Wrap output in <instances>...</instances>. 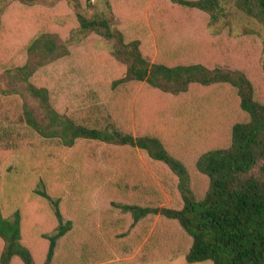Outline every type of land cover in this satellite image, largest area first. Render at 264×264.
<instances>
[{
	"label": "trees",
	"instance_id": "obj_1",
	"mask_svg": "<svg viewBox=\"0 0 264 264\" xmlns=\"http://www.w3.org/2000/svg\"><path fill=\"white\" fill-rule=\"evenodd\" d=\"M12 1L9 17L33 35L21 64L0 49L11 80L0 86V155L25 162L13 186L0 170V264H103L138 249L130 264H264V69L218 57L223 47L210 40L205 53L177 45L204 25L200 16L218 25L222 0H161L147 12L151 0H105L102 13L93 0ZM235 5L264 25V0ZM91 36L113 44L107 60L122 74L108 106L69 114L33 78ZM75 180L98 189L105 207L79 220L64 200ZM38 199L44 228L33 223Z\"/></svg>",
	"mask_w": 264,
	"mask_h": 264
},
{
	"label": "rangeland",
	"instance_id": "obj_2",
	"mask_svg": "<svg viewBox=\"0 0 264 264\" xmlns=\"http://www.w3.org/2000/svg\"><path fill=\"white\" fill-rule=\"evenodd\" d=\"M161 0H151L146 8V12L155 2ZM236 0H222L224 6V16L216 26L208 25L207 16L201 17L204 20V25L200 26L201 22L193 27L187 28L183 34L177 37V45L180 47H188V45L199 44L203 53L207 52L208 46H204V40H210L214 44H219L223 47L221 52L217 53L218 57L238 58L237 63L247 67L250 71L261 72L264 69V25L259 23L254 18L246 16L239 11L235 5ZM6 0L0 1V7L5 5ZM96 3L97 12H107L105 0H93ZM19 3L9 1L6 4V16L11 26L8 35L2 39L0 49L5 57L12 58L17 64L25 61V47L33 35V31L28 28H21L18 24L9 17L8 11L12 7L18 6ZM200 26V27H199ZM62 36L66 38L67 32L63 31ZM161 47L154 39V54H160ZM113 44L93 36L87 38L80 44L71 47V54L65 58L57 60L40 70L33 78V81L46 85L54 99L55 104L66 113H77L84 109H89L88 106L106 107L112 95V81L122 74L119 63L112 64L108 58L112 56ZM202 53V52H201ZM214 53V52H213ZM227 63H230L227 61ZM123 70V68H122ZM11 80L8 75L0 68V86L3 88L9 87ZM144 84L136 86L133 93L132 104L140 97ZM0 154H2L0 152ZM22 157L9 155L7 159H3L0 155V170L3 172L4 182L12 185L16 182V175L19 177L24 175L25 162ZM92 166V165H89ZM11 171V173H9ZM11 174V175H10ZM84 176L89 178V175L79 174L78 177ZM71 183L70 186L64 188V200L68 203L71 200L73 203V212H76L78 219H82L78 213L83 214L89 211H96V208L102 207L101 193L98 189H87L88 181L81 180ZM9 189H14L8 187ZM87 189V190H86ZM74 191V195L72 194ZM73 197H78L79 202L75 204ZM85 197V198H84ZM84 198V199H83ZM100 198V200H99ZM40 199V198H39ZM36 200L31 206L35 208L33 212V223L37 227L44 228L47 225L45 213L36 214V211H42L43 204L41 200ZM83 199V200H82ZM49 213V211H47ZM70 212V211H69ZM46 223V224H45ZM45 224V225H44ZM85 229L77 228V231L83 232ZM88 240L75 241V244H83ZM140 250L134 254H123L103 264H130L138 257ZM100 264V263H99ZM149 264H214L212 261L189 263L185 257L176 258L173 260H164Z\"/></svg>",
	"mask_w": 264,
	"mask_h": 264
}]
</instances>
